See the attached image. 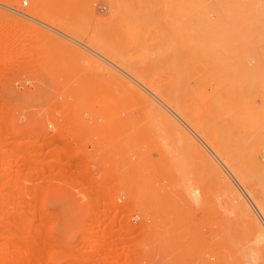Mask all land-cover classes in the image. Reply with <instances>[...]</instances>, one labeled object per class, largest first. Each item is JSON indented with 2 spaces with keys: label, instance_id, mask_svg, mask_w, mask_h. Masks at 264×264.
Listing matches in <instances>:
<instances>
[{
  "label": "rangeland",
  "instance_id": "374dc122",
  "mask_svg": "<svg viewBox=\"0 0 264 264\" xmlns=\"http://www.w3.org/2000/svg\"><path fill=\"white\" fill-rule=\"evenodd\" d=\"M134 23L149 25L156 79H185L175 82H186L184 116L124 69L121 59L146 51L124 28ZM201 23L218 45L196 53L242 69L176 70ZM263 66L264 0H0V264H264ZM188 111L213 122V147Z\"/></svg>",
  "mask_w": 264,
  "mask_h": 264
},
{
  "label": "bare ground",
  "instance_id": "6f19581e",
  "mask_svg": "<svg viewBox=\"0 0 264 264\" xmlns=\"http://www.w3.org/2000/svg\"><path fill=\"white\" fill-rule=\"evenodd\" d=\"M179 9H181V8H179ZM27 12H29V13H31V15H36V16H38V17H42L43 19H46V21H48V22H51L52 20H50L47 16H45V14L44 13H42L41 11H39V10H37V9H35V8H31V9H29ZM180 13V12H179ZM181 17V16H180ZM51 24H54V23H51ZM66 26L68 25V24H66V23H64ZM79 24V23H78ZM184 24V23H183ZM224 24V23H223ZM61 25V24H60ZM225 25H226V23H225ZM224 25V26H225ZM65 26V27H66ZM79 26V25H78ZM86 26V25H85ZM192 26V23H188L187 24V28H189V27H191ZM193 26H194V23H193ZM228 26V25H227ZM227 26H225L224 28L226 29V27ZM67 27H69V26H67ZM195 27H196V25H195ZM194 27V28H195ZM215 27V26H214ZM219 27V26H218ZM71 28V27H70ZM116 28V27H115ZM125 28V30L127 31V32H129L130 33V35L132 36V37H134L135 38V36L136 37H139L140 38V36H143L145 39H144V41H141V42H137V44L138 45H142L143 47H144V49L146 50L145 52H143L142 54H139L138 56H136L135 58H131V59H121L120 61H121V63H122V65L124 66V69H125V67H126V70H127V72L128 73H130L134 78H136V80H138L141 84H143L144 86H146L148 89H150V91L151 92H153L156 96H158V98H160L162 101H164V102H166L167 104H169L170 106H172L173 108H175L176 109V111H178L179 112V114H181V115H183L182 114V110H183V100L181 99L182 97H181V94H180V89H181V87H182V89H183V87L185 86V83H184V86H180V88H178V86L176 85L177 84V82H179L178 83V85L179 84H181L182 82L180 81L181 79H183V78H178V77H176V76H174V78L176 77V79L177 80H179V81H177L176 82V80H175V82H176V84H175V82H174V79L172 80V82L171 83H173V86L172 87H168V85H165L164 83H167V82H161V81H159V80H157L156 79V76L154 75L155 74V70L153 69V68H150V67H148V66H146V65H149V66H151L148 62H146V61H149V62H151V63H153L154 65H156L155 63H157V62H154V59H159V58H157V56L156 57H154V54L152 55L151 54V52H153V53H156V52H154V51H150L151 49H153L154 50V44H152L151 45V43H150V41L147 39V36H146V33H147V35H148V32H149V25H142L141 23H138V24H131V25H127V26H125L124 27ZM184 28V27H183ZM199 28V27H198ZM83 29V28H82ZM185 29L186 28H184V29H182L181 31L183 32V31H185ZM190 29V28H189ZM216 29V28H215ZM225 29H223L224 31H225ZM85 30V29H84ZM97 31V30H96ZM188 31V30H187ZM222 31V30H221ZM229 32V31H228ZM72 33V32H71ZM98 33V32H97ZM166 33V32H165ZM191 34L186 38L187 39V41H188V47L189 46H191L192 45V47H191V50L189 51V52H187L186 50H183L182 49V51H179V52H177L176 53V55H174L175 57H173L174 59H173V61H172V63H174V67H177V71H178V69L180 70V71H178V72H181V74H183L182 72H189V71H197V72H201V71H206V72H218V71H222V70H230L231 68H232V70H233V68L234 67H236V69H237V67H239V68H241L242 69V67H243V65L245 64H243L242 65V63L241 64H238L237 62H232L231 60H232V57H231V60H229V59H227V58H225V57H221V58H219V57H215V55L213 54V55H209V56H207V57H203V55L201 56L200 54H198V53H196L197 51V48L199 47L200 48V46L202 45H206V46H208L210 49H211V44L213 43V41L211 42V40H212V37H213V23H201V28L200 29H197V30H195V32L193 31V30H191V32H190ZM223 33V32H222ZM75 34H76V32H75ZM74 34V35H75ZM102 34V33H101ZM106 34V33H105ZM189 34V33H188ZM164 35V34H163ZM76 36V35H75ZM80 36V35H79ZM102 36H104V34H102ZM77 37V36H76ZM83 38V37H82ZM218 38V37H217ZM80 39V38H79ZM96 39V38H95ZM143 39V38H142ZM213 39H215V38H213ZM223 39V38H222ZM170 40H172V39H170ZM101 41V40H100ZM99 41V42H100ZM186 40H185V34H184V32H183V37L181 38V41H180V46H182V44L183 43H186L185 42ZM224 40H222V43H224L223 42ZM84 42V41H83ZM218 42V41H217ZM172 43V42H171ZM170 43V44H171ZM175 43V42H174ZM105 44V43H104ZM213 44H215V43H213ZM94 45V44H93ZM98 45V44H97ZM107 45V44H106ZM215 45H218L217 43L215 44ZM105 46V45H104ZM152 47V48H151ZM205 46H203V48H204ZM217 47V46H216ZM223 47H224V45H223ZM97 48V47H96ZM96 48H95V50H96ZM177 48V47H176ZM181 48V47H180ZM202 48V49H203ZM101 49V48H100ZM103 49H105V47H103ZM173 49H175L174 47H173ZM207 49V48H206ZM221 49L223 50L224 48H222L221 47ZM227 49V48H226ZM142 50V49H141ZM199 50V49H198ZM209 50V49H208ZM212 50V49H211ZM99 51H101V50H99ZM105 51V50H104ZM212 52V51H211ZM215 52V51H214ZM218 52V51H217ZM103 53V52H102ZM119 53V52H118ZM172 53V52H171ZM202 53V52H201ZM222 53V55H223V51L221 52ZM225 53V52H224ZM115 54V53H114ZM114 54H110L111 56H112V58L113 59H115L116 61H118L119 63V66H120V61H119V58H122V57H118L119 56V54H117V55H114ZM158 54V53H157ZM157 54H155V55H157ZM217 54V53H216ZM106 55V54H105ZM123 55V54H122ZM206 55V54H205ZM108 56H109V54H108ZM111 56H109V57H111ZM127 56H130V55H127ZM132 56V55H131ZM134 56V55H133ZM223 56H225V54L223 55ZM126 57V56H125ZM169 57V56H168ZM111 58V59H112ZM161 58V57H160ZM166 58V57H165ZM164 57L162 58V60H166ZM251 58V57H250ZM256 58V57H255ZM237 59H239V58H237ZM242 59V58H241ZM172 60V59H171ZM248 60H249V58H248ZM247 60V61H248ZM251 60H253V59H250V61ZM258 60V59H257ZM261 61H262V59H260ZM93 61V60H92ZM91 61V62H92ZM116 61H114V62H116ZM167 61V60H166ZM260 61V62H261ZM169 62H171V61H169ZM169 62H168V65H169ZM250 63V62H249ZM258 63H259V60H258ZM100 65H102L101 63L99 64V66ZM172 65V67H173V64H171ZM255 65H256V63H255ZM123 66H122V68H123ZM157 66H159V65H157ZM163 66V65H162ZM261 66V65H260ZM101 67V66H100ZM102 67H103V65H102ZM151 67H155V66H151ZM172 67H170V71H172L171 70V68ZM105 68V67H104ZM263 68H264V66H263ZM173 69V68H172ZM245 69H246V65H245ZM240 70V69H239ZM254 70V69H253ZM175 71V70H174ZM245 71V70H244ZM177 72V73H178ZM227 72V71H226ZM236 72V71H235ZM240 72V71H239ZM110 73V72H109ZM173 73V72H172ZM252 73V72H251ZM180 73L179 74H177V75H181ZM211 74V73H210ZM236 74V73H235ZM245 74H246V72H245ZM227 75V74H226ZM119 76V75H118ZM181 76H183V75H181ZM240 76V75H239ZM243 76V75H242ZM259 76V75H258ZM252 77V76H251ZM241 78V77H240ZM247 78V77H246ZM255 78V77H254ZM118 79H121V78H118ZM162 79V78H161ZM242 79V78H241ZM184 81H185V79H183ZM238 80V79H237ZM163 81V80H162ZM171 81V80H170ZM187 81V80H186ZM239 81V80H238ZM249 81V80H248ZM181 82V83H180ZM231 82V81H230ZM188 84H189V82H187ZM233 83H235V82H233ZM238 83V82H237ZM240 83V82H239ZM246 83V82H245ZM249 83V82H248ZM131 84V83H130ZM174 84H175V86H177V87H175L174 86ZM253 84V83H252ZM236 85V84H235ZM127 86V85H126ZM129 86V85H128ZM131 86V85H130ZM188 86V88L190 87L189 85H187ZM251 86V85H250ZM125 87V86H124ZM134 88V87H133ZM264 88V87H263ZM190 89V88H189ZM195 90V89H194ZM188 91V90H187ZM190 91H191V89H190ZM240 91V90H239ZM244 91V90H243ZM259 91H260V89H259ZM129 92H130V90H129ZM189 92V91H188ZM235 92V91H234ZM237 92V91H236ZM261 92V91H260ZM263 92H264V89H263ZM131 93V92H130ZM204 93V92H203ZM125 94V93H124ZM192 94V93H191ZM238 94V93H237ZM246 94H247V92H246ZM134 95H137L136 97H135V99H136V101H137V99L138 100H140V102L142 101H144V102H146V103H148V102H150L151 100H149L148 98H146L145 96H143L142 95V93L140 92V90H138L137 88H135V90H134ZM188 95V94H187ZM215 95V94H214ZM252 95V94H251ZM184 96V95H183ZM219 96V95H218ZM217 96V97H218ZM216 97V98H217ZM218 99V98H217ZM223 100V99H222ZM143 102V103H144ZM254 102V101H253ZM151 104V103H150ZM152 104H153V102H152ZM221 104V103H220ZM254 104V103H253ZM262 104H264V103H262ZM146 106H148L147 107V109L148 108H150V105H149V103L148 104H145ZM155 105V104H154ZM154 105H153V107H152V111H154V113H155V115L158 117V116H162V118L165 120V121H168L169 122V124H168V126H172L173 128L172 129H176L177 127H175L177 124L175 123V121H173L174 123H173V125H170L171 123H172V120H170L169 119V117L167 116V114H164L163 112H162V110L158 107V106H155L154 107ZM188 105V107H189V104H187ZM140 106V105H139ZM212 106V105H211ZM235 106V105H234ZM237 106V105H236ZM254 106H255V104H254ZM197 107V106H196ZM221 107V106H220ZM241 107V106H240ZM171 108V107H170ZM190 109H191V107H189ZM189 108H188V110H189ZM151 109V108H150ZM193 109V108H192ZM217 109V108H216ZM208 110V109H207ZM191 111H193V110H191ZM195 111V110H194ZM246 111V110H245ZM247 112V111H246ZM234 113V112H233ZM232 113V117H233V114ZM244 113V112H243ZM249 113H251V112H249ZM259 113V112H258ZM187 116H185V117H183V118H185L186 120L185 121H188L189 122V124H192V126L195 128V130L197 131V132H199V134H201V136L206 140V142H207V144L209 145V146H212L213 147V141H214V139H212V135H209V132L207 133L206 131H207V128H208V126H210L211 124H213V122L211 123V122H208V121H204V127H206V130H204L205 128L204 127H201V126H199V123H201V122H199L198 123V121L196 120L197 118H196V115H198V114H193V113H191L190 111H188L187 113ZM205 114V113H204ZM217 114V113H216ZM253 114V113H252ZM148 115H149V113H148ZM152 115V114H151ZM150 115V116H151ZM180 115V116H181ZM223 115V114H222ZM221 115H220V113H219V117H220ZM262 116H264V115H262ZM203 117V116H202ZM217 117H218V115H217ZM224 117H226V116H224ZM152 119H153V117H151ZM172 118V117H171ZM158 119V118H157ZM239 119V118H238ZM242 119V118H241ZM161 120V119H160ZM200 120V119H199ZM220 120V119H219ZM224 120V119H223ZM244 120H246V118L244 119ZM162 121V120H161ZM160 122V121H159ZM198 123V125H197V123ZM162 123V122H161ZM211 123V124H210ZM227 123V122H226ZM225 122H224V124H226ZM239 123V122H238ZM255 123V122H254ZM160 124V123H159ZM176 124V125H175ZM206 124V125H205ZM210 124V125H209ZM246 124V123H245ZM203 125V124H202ZM222 127H220V128H224V126H223V124H220ZM162 126H163V124H162ZM165 126V125H164ZM163 126V127H164ZM242 126V125H241ZM257 126V125H256ZM190 127V126H189ZM226 128H227V126H225ZM243 127H245V126H243ZM184 128V127H183ZM263 128V127H262ZM209 129H211V128H209ZM219 129V128H218ZM177 130H179V129H177ZM221 130H224V129H221ZM228 129H225V131L223 132V133H227L228 131H227ZM236 130V129H235ZM254 130H256V129H254ZM174 131V130H173ZM172 131V132H173ZM163 132V131H162ZM170 132V131H169ZM195 132V131H194ZM257 132H260V131H257ZM180 133V132H179ZM178 132L176 133V134H179ZM182 133V132H181ZM234 133V132H233ZM244 132H242V134H243ZM246 133V132H245ZM251 133V132H250ZM253 133V132H252ZM174 134H175V131H174ZM175 134V135H176ZM218 134V133H217ZM229 134V133H228ZM247 134V133H246ZM183 135V134H182ZM257 135H259V134H257ZM228 136V135H227ZM249 136V135H248ZM248 136H246V137H248ZM251 136H252V134H251ZM171 137H173L174 138V136H173V134H172V136ZM170 137V138H171ZM185 137V136H184ZM184 137H183V139H182V137H181V139L180 140H182L181 142H183V140H184ZM218 137H219V135H218ZM221 137V136H220ZM225 136H223V140L225 139L224 138ZM176 138H177V136H176ZM176 138H175V140H176ZM215 138V137H214ZM227 138V137H226ZM238 138V137H237ZM249 138V137H248ZM248 138H247V140H248ZM179 139V138H178ZM178 139L176 140V141H174L175 142V144L176 143H178ZM216 139L217 140H219L218 138H215V141H216ZM221 139V141L223 142V140ZM241 139V138H240ZM257 139V138H256ZM260 140H261V138H260ZM172 141H173V139H172ZM185 141V140H184ZM221 141H217L218 143H220V145H219V147L218 148H214L215 150H216V152H217V154H219L220 156H222V157H224L225 159H229V156H228V152H226V156H224L225 155V153L223 154V152H225L224 151V149H223V147L221 148V145H222V143H221ZM225 141V140H224ZM240 141V140H239ZM173 142V143H174ZM181 142H179V143H181ZM226 142V141H225ZM225 142H223V143H225ZM242 143H243V145H244V141L242 140L241 141ZM240 142V143H241ZM261 142V141H260ZM191 143V142H190ZM189 143V144H190ZM193 143V142H192ZM216 143V142H215ZM227 143V142H226ZM225 143V144H226ZM230 143V142H229ZM249 143V142H248ZM253 143V142H252ZM258 143V142H257ZM262 143H263V141H262ZM194 144V143H193ZM236 144V143H235ZM247 144V143H246ZM245 144V145H246ZM254 144V143H253ZM259 144V143H258ZM177 145V144H176ZM192 145V144H191ZM195 145V144H194ZM203 145V144H202ZM231 145V144H230ZM237 145V144H236ZM240 145V146H239ZM239 145H237V147H239L240 149H241V146H243L242 144H239ZM178 146V145H177ZM181 145H179V148H181L180 147ZM193 146V145H192ZM228 146H229V144H228ZM252 146V145H251ZM261 146V145H260ZM182 147H184V146H182ZM236 147V149H238ZM255 147V146H254ZM259 147V146H258ZM178 148V147H177ZM203 148V147H202ZM208 148V147H207ZM225 148V147H224ZM245 148V147H244ZM244 148H242V149H244ZM230 149V148H229ZM241 149V150H242ZM249 149V148H248ZM239 150V149H238ZM251 150V149H250ZM255 150V149H254ZM253 150V151H254ZM259 150V149H258ZM257 150V151H258ZM191 151H192V149H191ZM230 151H232V149L230 150ZM252 151V150H251ZM251 151H249L251 154H254V153H252ZM214 152V151H213ZM239 152H240V154H242V153H244L243 151H237V153L239 154ZM260 152V151H259ZM184 153H185V150H184ZM190 154H192V153H194V152H189ZM236 153V154H237ZM262 153H263V151H262ZM177 154H178V152H177ZM189 154V155H190ZM231 154V153H230ZM247 154V153H246ZM245 154V155H246ZM256 154H257V152H256ZM264 154V153H263ZM234 155V154H233ZM228 156V158H226ZM235 156V155H234ZM233 156V157H234ZM238 156V155H237ZM236 156V157H237ZM257 156V155H256ZM212 157V156H211ZM231 157V156H230ZM238 157H241V156H238ZM237 157V158H238ZM252 157V156H251ZM253 157H255V154H254V156ZM189 158H191V157H189ZM232 158V157H231ZM195 159V158H194ZM204 159V158H203ZM240 159L241 158H239V161H240ZM244 159V158H243ZM192 160V159H191ZM211 160V159H210ZM209 160V161H210ZM236 160V163H239V161L237 162V159H235ZM246 160H247V158H246ZM252 160H254V159H252ZM195 161V160H194ZM203 161V160H202ZM248 161V160H247ZM246 161V162H247ZM204 162H206V160H204ZM211 162V161H210ZM209 162V163H210ZM217 162V161H216ZM195 163V162H194ZM207 164H209L208 162H206ZM206 163H204V164H206ZM226 163V162H225ZM230 163H232L231 161H230ZM229 163V164H230ZM248 163L250 164V162L248 161ZM255 163H256V161H255ZM215 164V163H214ZM213 164V166H215ZM259 165V164H258ZM212 166V165H211ZM231 166H232V164H231ZM239 166V165H238ZM254 166H256V165H254ZM263 166V165H262ZM261 166V167H262ZM216 167V166H215ZM203 168H205V167H203ZM221 168V167H220ZM230 168V167H229ZM245 168V170H246V167H244ZM254 168V167H253ZM256 168V167H255ZM215 169V168H214ZM249 169V168H248ZM248 169L246 170V171H248ZM258 169V168H257ZM256 169V170H257ZM260 167H259V171H260ZM204 170V169H203ZM206 170H210V169H206ZM213 170V169H212ZM211 170V171H212ZM239 170V169H238ZM244 170V169H243ZM250 170V169H249ZM251 171H254V170H251ZM264 171V170H263ZM258 172V171H257ZM211 173V172H210ZM244 173V172H243ZM263 173V172H262ZM261 173V174H262ZM207 174V173H206ZM214 174V173H213ZM247 174V173H246ZM249 175H250V173H248ZM247 174V175H248ZM259 173H257V175H258ZM207 175H209V172H208V174ZM236 175V174H235ZM240 175V174H239ZM248 175V176H249ZM209 176H212V174H210ZM236 176H238V175H236ZM247 176V177H248ZM261 176V175H260ZM244 177V176H243ZM252 177V176H251ZM212 178V177H211ZM250 177H248V179H249ZM255 178H257V179H259L260 177H256L255 176ZM242 179V178H241ZM247 179V178H246ZM256 179V180H257ZM264 179H262V182H264L263 181ZM255 181V180H254ZM259 182H260V179L258 180ZM222 182H224L223 180H222ZM228 182H229V180H228ZM257 182V181H256ZM259 182H258V185H259ZM217 185V184H216ZM257 185V186H258ZM219 186H221L220 184H219ZM253 186V185H252ZM257 186H256V188H257ZM260 186V185H259ZM228 188V190L230 191L231 189H229V187H227ZM260 188H263V187H259V189ZM219 189V188H218ZM220 190V189H219ZM223 190V189H222ZM237 190V189H236ZM221 191V190H220ZM252 191V190H251ZM223 192V191H222ZM263 192H264V190H263ZM221 193V192H220ZM224 193V192H223ZM227 193V192H226ZM239 193V192H238ZM217 194V193H216ZM220 195V194H219ZM222 195H224V194H222ZM217 196V195H216ZM233 197V196H232ZM237 197V196H236ZM257 201H259V200H257ZM237 202V201H236ZM239 203V201L237 202V204ZM263 204V203H262ZM238 206V205H237ZM246 206V205H245ZM238 207H240V206H238ZM232 208H233V205H232ZM242 208V207H241ZM262 208V207H261ZM238 210V209H237ZM240 212V211H239ZM250 215V214H249ZM251 217V216H250ZM236 218V217H235ZM240 218V217H239ZM247 218V217H246ZM248 219V218H247ZM246 219V221H248ZM245 221V222H246ZM237 222V221H236ZM255 224V223H254ZM242 226H244V225H242ZM258 226V225H257ZM255 227V226H254ZM253 227V228H254ZM259 227V226H258ZM244 229V228H243ZM247 230V229H246ZM245 231L243 230V233H244ZM247 232V231H246ZM245 236V235H244ZM255 236L257 237V239H256V241L258 240V242H262V243H264V231L261 229V228H257V234H255ZM248 238V237H247ZM256 241L254 242L255 244H256ZM249 244V243H248ZM262 245V244H261ZM257 246V245H256ZM259 246V245H258ZM249 250V249H248ZM261 251H263L264 250V248H261L260 249ZM249 254H251V253H249Z\"/></svg>",
  "mask_w": 264,
  "mask_h": 264
}]
</instances>
